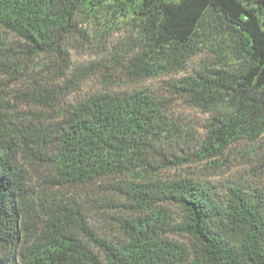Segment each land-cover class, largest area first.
<instances>
[{"label": "trees", "instance_id": "1", "mask_svg": "<svg viewBox=\"0 0 264 264\" xmlns=\"http://www.w3.org/2000/svg\"><path fill=\"white\" fill-rule=\"evenodd\" d=\"M98 15L130 23L136 50L112 58L133 80L179 73L203 50L212 54L169 86L211 115L202 159L264 132V0H0V30L20 40L0 39L1 70L23 77L44 56L60 74L67 41L82 19ZM34 84L28 96L44 114L17 125L0 115V264H264L262 193L229 188L220 198L192 180L153 179L151 151L183 136L158 97L106 93L62 107L45 82ZM4 87L0 80V101ZM29 169L44 173L40 190ZM105 179L121 180L112 188L132 214L114 241L95 234L82 207L52 190ZM167 205L181 210L179 222Z\"/></svg>", "mask_w": 264, "mask_h": 264}, {"label": "rangeland", "instance_id": "2", "mask_svg": "<svg viewBox=\"0 0 264 264\" xmlns=\"http://www.w3.org/2000/svg\"><path fill=\"white\" fill-rule=\"evenodd\" d=\"M77 29L79 32L67 41V60L60 74L55 72L44 56L35 59L34 63H28L25 75L16 79L9 78L0 68V80L5 86L0 115L17 125L34 122L29 116L31 113L44 114L43 108L28 96L35 87L34 80L42 86L45 82L56 96V104L62 107L94 95L145 92L163 101L166 120L172 122L174 128L180 129L183 135L180 140H167L151 151L150 172L155 181L192 180L211 189L220 198L226 195L229 188H245L264 195V132L254 140L244 138L232 143L220 156L202 159L200 145L211 115L193 107L169 88L170 84L202 67L212 58L211 53L203 50L189 61L182 72L142 81L133 80L120 66L115 65L112 58L117 55L127 59L130 51L136 50L139 42L130 23L98 15L94 19H82ZM0 39L12 45L20 42L1 30ZM50 61L60 64L59 60ZM29 171L34 180V189L40 190L46 179L44 173ZM117 182L121 180L105 179L84 188L52 187V190L58 201L64 203L72 199L82 207L87 226L95 234L114 241L120 238V222L132 217L124 197L112 188ZM163 207L176 223L179 222L181 210L178 207ZM167 238L182 245L189 242L186 237L174 234Z\"/></svg>", "mask_w": 264, "mask_h": 264}]
</instances>
